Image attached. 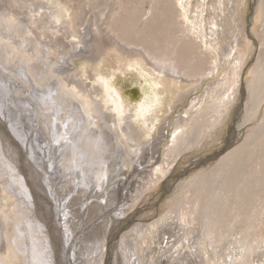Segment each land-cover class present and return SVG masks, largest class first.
Returning a JSON list of instances; mask_svg holds the SVG:
<instances>
[{
  "label": "rangeland",
  "instance_id": "374dc122",
  "mask_svg": "<svg viewBox=\"0 0 264 264\" xmlns=\"http://www.w3.org/2000/svg\"><path fill=\"white\" fill-rule=\"evenodd\" d=\"M4 1L3 5L8 13L10 12L7 10L9 8L19 14V19L24 16L31 20V23L34 22L32 24L35 25L32 27V30H29L22 24V26L14 28L15 25L13 23L14 26L12 25V27L17 32L13 30L15 33L10 35L12 39L9 41L5 40L6 44L14 49L19 48L20 53L25 45L29 47L34 45L33 49L35 53L30 51L29 53L31 56H29L28 53V57H31L33 60V62H31L32 64L41 63L44 59H41L40 56H43L52 67L60 66L65 62L63 70L67 72L70 70V74L61 75L60 73L62 72L57 73L55 70L48 68L47 75L53 76L54 78H51L52 82H56V86L60 88L62 85V89H65L67 94L77 99L76 101H78V103H80V100L83 98L76 94L78 91L76 88L72 87L73 84L70 85V79L74 77L73 81L79 80V72H81L84 67L95 74L103 72L111 75L119 72V66L115 64V59L117 57L120 58V55L117 52H107L111 46L109 43L112 42L123 51L134 52L136 48H138L143 54V57H145V59L140 62L141 67H136L135 70L127 69L124 71V74L118 73L116 75L117 79L113 83L127 108L139 111V108L137 109L138 103L132 102L128 97L129 91L134 88H140L141 93L144 95L152 93V90L149 89L148 81L144 82L145 80H143L144 75H142V66L148 70L151 76L159 79L162 78L167 82V85L174 88L172 89L173 93L163 99L164 108L159 116L158 125H162L161 127L163 130L161 132L164 136L161 135L162 138L160 136L158 139V133L155 134L156 131L153 132L155 138H157L155 142L158 144L160 140L159 144H161L156 145L154 142L156 153L153 155V159H150V163L145 165L146 168L138 165L139 159H137V156L135 157V151L125 143L124 139L120 137L117 141L115 140L116 148L117 145H119V147H127L126 149H128L129 152L131 151L130 153L127 152V155L133 154L132 157H135L134 161L138 160V163L134 162L133 165H126V167L129 168V170L125 168L127 172L126 175L128 173L136 174L137 171L144 169L143 172H139V176H134L130 178L129 181H141L140 179H142L143 176L145 179L148 177L150 180V186L147 185V187L149 186L148 188L137 190L136 188L139 187V185L135 186L134 190H136L132 192V195L134 192L140 191L141 197L134 208L132 207V209H129L130 211L128 210L129 212L124 216L120 215V217H123V220L116 226L122 228L130 224L125 232L132 229L131 225L133 226L135 224L133 228L137 227L136 223H138V221L142 222L143 226H150L152 223L167 215L170 210H173L179 218L180 210L184 209L188 212L191 209H196L197 206L195 203L198 200L197 198H199L201 204H199V208L196 211L197 216L194 221V226H192V228H187L188 232L186 234L187 241L190 244L194 242L192 238L197 240H203L204 238V242L200 240L201 244L198 245V247H202L200 251H204V253H200L198 247L197 250H194V253L198 251L193 257L195 264H264V0ZM65 1L69 5L72 4L71 6L75 3L76 6L80 4L83 8L85 5L86 8L83 9L86 14H84L82 26L79 27L80 34L75 38H68L64 32V26L61 24V15L65 12L67 5ZM16 3H18V7H16ZM10 5H14V7H10ZM30 10H34V16L31 14ZM65 14L67 15L68 13L65 12ZM0 20L5 22L2 19ZM0 24L2 26L4 23L0 22ZM42 26L44 28H42ZM20 28H22L23 32ZM2 30L5 31L7 29L2 28ZM0 32L2 31L0 30ZM46 36L47 38H45ZM28 37L31 40H29ZM48 37L52 39L51 46L56 47L53 50L52 48L46 50L43 47V43L50 42V38ZM100 37H105L108 41L104 44L103 50L100 48L101 50L97 52L96 54L98 55H96L91 47H93V43L95 42L102 43L103 38L101 39ZM100 40L102 41L100 42ZM121 40L129 42V44ZM27 42L29 43L27 44ZM86 45L88 47H86ZM28 46L27 48H29ZM0 47V49H2V46ZM143 47L147 50L144 51ZM149 51L156 55L155 58L158 57L166 64L161 68L168 67V69L165 70L168 71L167 74L154 70L151 64H156L155 61L158 60L154 59L152 57L154 55ZM66 53L70 55L67 56ZM90 54L94 57L92 58V56H89ZM74 55H76V57H74ZM51 60L57 64H51ZM146 61L151 64L149 65ZM105 62H108L107 64H109V66L105 64ZM0 64V69H4V67L5 69L7 68V70L10 69L9 65H5V63L1 61ZM43 65L44 63H41L42 67ZM58 68L59 67L56 69ZM44 69H46L45 66ZM237 73H239L237 78L240 83L237 89L238 96H235L236 98L234 97L235 100H232L227 108L224 107V111H226L223 112L224 114L221 119L219 118L220 120L211 122L213 118L217 119V114H220L217 111L213 112L216 107L213 96L216 91L220 89H217V87H222L225 83L234 80ZM56 75H58V78ZM68 76L71 78H67ZM64 78H66L68 84L64 81ZM13 82L15 81L8 82L7 84H12ZM172 82H174L173 86ZM15 83H17V81ZM6 88H10L9 91L13 93V99H17L18 102L21 101L24 94L21 92V95L20 93H16V86L14 88L9 86ZM241 91L246 94L245 98L239 93ZM65 93H62V95ZM23 102V107H28L27 110L30 113L24 116V120H21L22 123L17 117L14 118L15 120H13L12 117V120L6 119L2 115V111H0V137L4 142V149H6L7 156L14 162L12 164L16 166V174L22 175L18 177L23 179V181L24 178L29 180L30 187L33 189L35 198L39 203L37 206L39 210L36 212L34 202H28L24 196H21L19 197L20 200L26 202H22L21 204L24 205V207L22 206L24 211H21V209L19 211H21V214L23 212L25 219L29 216H32L31 218L34 217L35 220H37H34V223L44 228V232L38 236L35 230L28 228V222V224H24L23 226H25V229L28 228L27 235L29 236L24 234L26 237H21L23 241H20L24 242L28 247L31 256L30 262H27L28 264H51L53 261L54 263L52 264H72L68 256L70 250H67V247L61 246L63 241H61L60 244L61 235L59 231L57 232V228H59L57 224L59 226V223H56L58 221L54 219V215L49 211L45 202L37 196L39 194L44 200L47 196L50 197L43 188L40 190V175L39 177L35 176L42 171L37 167L40 161L36 160L44 156L45 152L41 151L39 153L40 149L36 148V145L34 146L36 154L33 153L34 150L31 149L30 146L27 147V149L25 148V139L23 143V141H21L22 139L18 138L19 134L21 136L25 131L20 130L22 134L20 131H18L19 133L16 131L12 132L14 122L16 125H21H18L16 128L24 129L23 122L29 121L31 127L29 129L30 131L33 130L32 121L33 118L36 117L33 111L35 107L39 105L37 104L35 106L36 103H34L33 106H28L29 103H26V100ZM82 105H84L83 100ZM82 105H80V107H82ZM46 106L47 105H44V109L46 112L48 110L50 112L51 108H47ZM70 112V110L59 112L58 118L60 117L61 119L57 121V124H62V119H64V125H62V127H67L69 125V120H66L69 116L72 117V115H74V118H77L75 113ZM82 112L83 110L80 109L78 115L83 119L87 128L93 127V124L90 122L88 127V121H86L88 117ZM41 114L37 116L40 117V120L43 122L40 125L44 126L46 124V127L48 121H50V124L52 123V114H49L50 116L45 113ZM195 119H198L201 126L200 128H195L196 130L194 129L195 133H197V131H199V133L195 135L197 137H194L195 140L193 144L189 145L183 137L184 134L190 130V124ZM91 120L95 121V119ZM96 122L101 124L98 119H96ZM209 122L211 123L209 124ZM208 124L209 126L205 127V125ZM22 125L23 128H21ZM177 125L178 128H176ZM43 126L40 130L43 129V133L46 131L48 132V127L44 128ZM73 126L74 127L68 131L69 135H67V138L68 136L78 137L79 124ZM195 126H197V123ZM10 127L11 130L9 129ZM111 130L112 132L115 131V129L110 126V131ZM47 132L45 135L42 134V138H44V136L47 137ZM56 133L61 132L56 130L55 135ZM76 133H78V135H76ZM89 134L94 133L92 131V133L89 132ZM34 136L40 137V134L37 132V134L34 133ZM50 137L48 133L47 138ZM70 137L69 139H71ZM112 137L111 135V138ZM16 138L17 140H15ZM111 138L110 142H112ZM178 139H182L183 142L180 141L178 143L176 141ZM95 141H97V139ZM41 142L46 143L44 139ZM93 145L95 146V144ZM43 146H47L48 148L46 149L50 152L49 149H51V146L49 143ZM94 146L93 150L96 151L97 147ZM171 147H173L175 151L182 149V154L177 157L174 150L171 149V152L169 151L170 157L167 151ZM99 148L98 146L97 150ZM166 155H168V157H166ZM33 156L36 157H34L35 160ZM172 157L176 158V163H173V167L169 172L164 175H156L159 165L163 166L164 162L172 159ZM0 159V164L11 166L2 157ZM52 161L51 159V162ZM69 165L73 166L72 163ZM69 165L68 168H70ZM7 169L9 170L8 166ZM70 169H72V167ZM71 171H73V169ZM212 171H214L213 174H211ZM34 172H36V174ZM141 173L143 174L141 175ZM23 183H25V181ZM202 184H204L203 187L201 186ZM13 186L16 190L20 187L18 182H13ZM2 189L0 188V224L2 223L0 226V228H2L0 259L1 262L5 261L4 263H6V259H4L2 255L8 253V255H10V263L27 264L25 261L22 262L19 252L13 247V244L9 243L7 240V238H12V236L9 237L10 234L8 235L10 228L15 226V224L12 225V223H16L18 220L14 221V219H16L14 215L10 216L14 217V219H10V217H7L6 212L12 207H15V210H17L18 208H16V205L19 199L13 194L11 195L7 186H5L3 191ZM26 193H31V190H26ZM209 201L211 203L217 201L218 204L222 206L220 211H213L208 215L209 218H213L212 221L218 223L219 227H224L222 231H218L217 234H214L217 240L216 243L212 241L213 236L208 238V235L205 233L208 210L205 208L204 203ZM179 203H182V205ZM32 205H34V207ZM39 205L44 206L45 210L40 208L41 206L39 207ZM123 211L125 212V210ZM26 213L30 215L27 216ZM179 222L176 226V233L182 232L181 229L185 227L183 223L181 224V222ZM90 225H92V223L87 225V228H89ZM252 225L254 226L251 227ZM218 226L214 225L212 227L213 230H219L220 228ZM151 228L152 226L147 228L145 234H140L144 236V238L138 242L137 246L142 254L143 249L150 244V241H156L152 238L153 231H151ZM47 229L50 231V233L47 232V235L52 234L49 236V241L43 238ZM18 232L19 231L15 234L20 237L21 234ZM123 234L125 233L121 232L119 234L114 232L109 241L106 240L105 243H103L105 247L102 249V256L98 259V263L100 262L99 264H115V256L118 254L116 251L118 250V244H120L122 239L121 235ZM135 234L136 232L134 234L132 233V235ZM181 235L182 233H180V237ZM28 240L30 242H28ZM50 240H52L53 248L50 247ZM33 241L35 245L38 246V257L35 256L34 250H31L33 248ZM247 243L249 245L248 247H246ZM6 244L9 246V249ZM156 245V243H153L151 247L154 248ZM174 245H172V247H175ZM47 246L51 249H48ZM172 247L170 244L166 243L164 249L171 250ZM188 249L190 248H187V250ZM243 250L244 252L245 250L249 252L245 259L241 258ZM120 251L119 249V252ZM190 253H192L191 249ZM190 253L189 256L191 258ZM255 253L257 255L249 256V254ZM121 254L122 251L119 257L121 256L120 259L123 261ZM174 254L175 257L163 258L164 263L176 264L181 259V251L177 253L174 252ZM237 254H239V256H237ZM143 256L144 262L148 261V264H150L151 255L143 254ZM196 259L200 261H196ZM134 260L136 261V259ZM172 261H174V263H172Z\"/></svg>",
  "mask_w": 264,
  "mask_h": 264
},
{
  "label": "bare ground",
  "instance_id": "6f19581e",
  "mask_svg": "<svg viewBox=\"0 0 264 264\" xmlns=\"http://www.w3.org/2000/svg\"><path fill=\"white\" fill-rule=\"evenodd\" d=\"M4 2H5L4 0H0V3H1L0 19L5 21L3 22L0 20V22L4 23L2 26L0 24V30L2 31L0 32L1 33L0 46H2V49H0V61L5 63V65L7 66L9 65L10 69L7 70V68L5 69L4 66H3L4 69H0V109H1L0 111H2V115L6 119L10 120L12 117V119L15 120L14 118L17 117L18 120H20L21 122L22 119L24 120V116L25 115L27 116L30 113L27 110L28 107H23L24 100H26V103H29V105L27 104L28 106H31V105L33 106L34 103H36L35 106L37 104L39 105L35 107V110L33 109L34 111L32 110L33 112H35V116H36L35 118H33V121L31 120L33 130L30 131L29 129L31 128L29 121L23 122L24 129L16 128L19 124L16 125V123L14 122L13 126L11 125L12 132L16 131L17 133H19L18 131L20 130L25 131L23 132V135L20 136L19 134L18 136L19 139L20 138L22 139L21 141H23V143L25 139L26 141L25 148L27 149V147L30 146V148L34 150L33 153L36 154L35 149H34V146L36 145V148L40 149L39 153L41 151L45 152L44 156L40 155L42 157L36 160V161L38 160L40 161L38 162L39 164L37 165V167L42 170L41 171L42 173L37 172L38 175L36 174V172L34 173L36 174L35 176L39 177L40 175V179H39L41 183L40 190H42L43 188V190L47 194H49L51 198L47 196V198H45L44 200L43 197H41L39 194L37 196L40 197V199H42V201L45 202V204L49 208V211L54 215L53 216L54 219L58 221L56 223H59V226L57 224V227H59L57 228V232L59 231L61 235L60 244H61V241H63V244L61 246L67 247V250H70L68 254L71 260L70 263L72 264H99L100 262L98 263V259H100V257L102 256V249L105 247L103 243H105L106 240L109 241L110 237L113 235L114 232L119 233V234L121 232H124L125 234L121 235L122 239L120 241V244H118V250L116 251V253L118 254H116L115 256L116 257L115 264H145V263L148 264V261L144 262L143 254L151 255L150 264H163L164 263L163 258L175 257L174 252L177 253L179 251H181V259L176 264H195L193 257L194 255H196V253H198V251H200V249H202V247H198V245H200L201 242H204V238L203 240L200 239L201 242L200 240L192 238L194 242L193 244H190L187 241L186 234L188 232L187 228L189 227L192 228V226H194V221L196 220V216H197L196 211L199 208V204H201V202L199 201V198H197L198 200L195 203L197 208L191 209L188 212H186V210L184 209L180 210L179 218L176 216L173 210H170V212L167 215H165L158 221L152 223L151 225L149 224L150 226H143L142 222L138 221V223H136L137 227L133 228L135 224L133 226L131 225L132 229L130 228L131 230H129L128 232H125V230L130 226V224L129 226L127 227L124 226L122 228L120 226L118 227L116 226L119 223H121V221L123 220V217H120V215L124 216L125 214H127V212L130 211L129 209H132V207L134 208L136 206L137 201L141 197L140 191L138 192L136 191L137 193L134 192L133 195H132V192L135 191L136 189L142 190L143 188H148L150 186L149 185L150 180L148 179V177L147 179H145L144 176L142 177V179H140L143 183L139 180L135 182H133V180L129 181L130 178H133L134 176L135 177L139 176L140 174L139 172H143L144 169L137 171L136 174L128 173L126 175L127 172L125 168L129 170V168L126 167V165L127 164L133 165L134 162L138 161V160L134 161L136 156H137V159H139L138 165L143 166L145 168H146L145 165L150 163L151 161L150 159H153L154 157L153 155L156 153L155 151L156 148H154L155 147L154 145L155 143L156 145H158L160 140L158 141V144L155 141L157 140V138L159 139L161 135L164 136V134H162L161 132L163 130V128L161 127L162 125L161 126L160 124L158 125L159 116L162 113V109L164 108L163 99H165L166 96H169L171 93H173L172 89L174 88H171L170 85H167V82H165V80H163L162 78L159 79L157 77L151 76L148 73V70L145 69L144 66H142L141 68V70L143 71L142 75H144L143 80H145L144 82L148 81L147 83H148L149 89L152 90L151 91L152 93L144 95L141 93L140 88H134L133 90L128 92V95H129L128 97L131 99L132 102H136V104L138 103L137 109L139 108V111L131 109V108L130 109L127 108L124 105L121 96L116 91V88L114 87L113 83L117 79L116 75L118 73L124 74V71L127 69L135 70L136 67H139V66L141 67L140 62H142L145 59V57H143V54L141 53V51L138 50V48H136L134 52L133 51H123L122 49H119V47L115 45L114 42H112V43H109L111 46L107 52H110V53L117 52L120 55V58L117 57L115 59L116 60L115 64L119 66L118 68L119 72L113 73L111 75H108L107 73H103V72L95 74L93 72L88 71L87 68L84 67L83 70L82 71L80 70L81 72H79L80 73V75H78L79 80L73 81L74 77L71 78L69 77L70 75L67 77V78H71L70 85L73 84L72 87L76 88V90L78 91L76 92V94L80 95V97L83 98L82 100L84 102V105H82V100H80V103H78V101H76L77 99L67 94V91H65V89H62V85L60 88L56 86L57 85L56 82L54 83L52 82L51 78H54L53 76L47 75L48 68H51V70H55V72L57 73L62 72L60 73L61 75L70 74L69 72L70 70L68 72L66 70H63L65 62L62 61L63 64L60 66H57L59 68L56 69L57 67L54 66L55 67L54 68L51 65H49L48 61H46V59L43 56H40L41 55L40 53L39 56L41 57V59H44L41 62V63H44L43 67L41 66V63L32 64L31 62H33V60L31 57H28V53L30 51L35 53L33 49L34 45L32 47L25 45L24 49L21 50V53H22L21 54L19 48L14 49L6 44L5 40L9 41L10 39H12L10 35L17 32L12 27L13 23L15 25V26L13 25L14 28H17V26L25 25L26 26L25 28L29 30H32L33 29L32 27L35 25L32 24L34 22L31 23V20L27 19L24 16H22V18L19 19V14L9 8L7 9L8 11H10L8 13L5 9V6L3 5ZM65 3L67 2L65 1ZM71 5L67 3L65 12L68 14L66 15L64 12L61 15V24L64 26V32L66 36L68 38H75V37H78V34H80L79 27L82 26V22L84 21V14L86 13L83 10L85 8V5H84V8L80 4L78 6H76L75 3L73 4V6ZM32 6H35V5H32ZM10 7H14V5H10ZM16 7H18V3H16ZM30 12L34 16V10H30ZM2 28H6L7 30L4 31L2 30ZM42 28L44 27L42 26ZM20 29L22 31V28ZM13 30L15 32H13ZM45 38H47V36ZM29 40L31 39L29 38ZM101 41L102 40H100V42ZM107 41L108 40L105 39L104 37L101 44L92 42L93 47L91 48H93V51L95 52V54L101 50L100 48H102L103 50L104 44H106ZM123 42L126 44H129V42H125V41ZM28 43L29 42H27V44ZM51 43H52L51 38H50L49 43H46V42L43 43L44 49L48 50V48L49 49L52 48L53 50L54 48H56L54 46H51L52 45ZM31 44H32V41H31ZM27 46L29 48H27ZM86 47L88 46L86 45ZM143 50L146 51L147 49L143 47ZM150 53L154 55L152 52ZM29 56H31L30 53H29ZM89 56H92V55L90 54ZM155 56L156 55L152 57L158 60V61H155L156 64L150 63L154 67V70L160 71L163 74H167L168 71H165V70H167L168 67L161 68L162 66L166 64L163 63V61L159 59L158 57L155 58ZM74 57H76V55H74ZM93 57L94 56H92V58ZM161 58H164V57H161ZM18 61H20L21 63ZM108 62H105V64H107ZM50 63L54 65L57 64V63H54L53 60H51ZM147 63L149 64V62ZM107 65L109 66V64ZM44 66L46 67V69H44ZM239 73L236 74L234 80L229 81L228 83H225V85H223L222 87H219V86L217 87V89L218 88L220 89H218L213 96L214 97L213 99L216 105L213 112L217 111L220 114L219 115L217 114V119L213 118L211 122H215V120L216 121L220 120L224 114L223 112L226 111V110L224 111V107L227 108V106H229L228 104H230L232 100H235L234 97L238 96L237 89L240 83L237 77L239 76ZM56 76L58 78V75ZM12 81H15V82L17 81V83L13 82L12 84L11 83L7 84L8 82H12ZM64 81L67 82L68 84V81L66 80V78H64ZM173 85H174V82H172V86ZM8 86L12 88L16 86L15 92L16 93L21 92L22 94H24L23 97L21 98V101L18 102L17 99L12 98L13 93L9 91L10 88L9 89L6 88ZM258 89L260 91L259 86H258ZM242 91L239 93H241L243 98H245L246 94H244ZM61 92L62 93L66 92V93L62 95ZM44 105H47L46 106L47 108H51V111L49 112L48 110L46 112V110L44 109ZM80 105H82V107H80ZM80 109H82L84 112V115L88 117V119H86V121H88V127H89V122L93 124V127L87 128V125L84 123L83 119L80 118V116L78 115L80 112ZM67 110H70L71 111L70 113H75L77 118L75 119L74 115L70 114L72 115V117L69 116L66 120V121L69 120L68 121L69 125L67 127H64V126L62 127V125H64L63 124L64 119H62V124H57L58 123L57 121H60L61 119L60 117L58 118L59 116L58 113L64 112ZM42 112L45 113L46 115L52 114L51 117H53L52 123L50 124V121H48V125L46 127H45L46 124L44 126L40 125L43 122L40 120V117H37V116H40L39 114H41ZM91 119L93 120L95 119V121H92ZM96 119H98V121H100L101 124L96 122ZM211 122H209V124ZM196 123H197V126H195ZM75 124L76 125L79 124V131H78L79 135L78 133H76L78 137L68 136L67 138V135H69L68 131L72 129L74 127L73 125ZM209 124L205 125V127H208ZM25 126H26V129H25ZM42 126L44 128L48 127V132L47 131L46 132H47V137L49 133V136H51L50 138H47L45 136L44 138H42V134L45 135L46 133V132L45 133L42 132L43 129L40 130ZM110 126L113 129H115V131L113 132L112 130L110 131ZM200 126L201 124L198 122V119H195L190 124V130L184 134L183 138L186 139L189 145L193 144L195 140L194 137H197L195 135H198L199 133V131L195 133L194 129L197 127L200 128ZM21 128H23V125ZM173 128L174 129L178 128V125L176 128L175 127ZM9 129L11 130V127ZM56 130L61 133H56L55 135ZM91 130L93 131L94 134H89V132L92 133ZM155 131H156L155 134L158 133L157 138H155V135L153 133ZM37 132L38 134H40V137L34 136V133L37 134ZM111 135L113 136L112 138H111ZM69 137L71 139H69ZM120 137L125 140V143H127L128 146L133 148V150L135 151L134 158L132 157L133 154L127 155V152L128 153L131 152V151L129 152V150L126 149L127 147L126 148H124L123 146L119 147V145H117V148L115 147L116 146L115 140L117 141L118 139H120ZM110 138L112 142H110ZM43 139H44V142L50 144L51 146V149H49L50 152H48V150L46 149L48 148L47 146L46 147L43 146L46 144V143L41 142L43 141ZM96 139L97 141H95ZM15 140H17V138ZM178 140H176L178 143L180 141L183 142L182 139H178ZM93 144H95V146ZM93 146L97 148L99 146L100 148L98 150L96 148V151H94ZM186 147H189V146H186ZM171 149H173V147H171L167 151V154L171 152ZM174 152L176 153V156L178 157L180 156V154H182L181 153L182 149H178L176 151L174 150ZM0 156L11 165V166L6 165L7 163L5 164L6 166H4V164H0V178H1L0 188L1 189L3 188L2 189L3 191L5 186H7V188L11 192V195L13 194L14 196H16L17 199H19L16 205L17 206L16 208L18 209L15 210V207H12L6 212L7 217L14 215L16 219H14V217H10V219H14V221L18 220V222L12 223V225L15 224V226L11 227L10 232L8 233V235L10 234L9 237L12 236V238H9V239L7 238V240L9 243L13 244V247L16 248V250L19 252L22 262L25 261L27 263L28 261L30 262L31 256L29 254L27 245L24 244V242H22L23 239L21 237L23 238L26 237L28 228L31 230H35L37 235L40 236L44 232V228L36 225V223H34L35 218L34 217L31 218L32 216H29L25 219V215L23 214V212H22L23 215L21 214V211L22 210L24 211V209L22 208V206L24 207V205H21L22 202L24 201L20 200L19 197L24 196L28 202H31V201L34 202L36 212H38L39 210L37 207L39 203L35 198V193L33 189L30 187V183L28 182L29 180L23 177L25 181V183H23L24 182L23 179H20L18 177L20 174L19 175L16 174L17 173L15 171L16 166L12 164L14 162L11 161V159H9L10 158L9 156H7L6 149H4V142L1 137H0ZM34 157L35 156H33V158ZM166 157H168V155H166ZM51 159L53 160L52 162H51ZM71 163L73 166L69 165ZM173 163H176V158L172 157V159L166 160L163 166L159 165V167L157 168L156 175H159V174L164 175L167 172H169V170L173 167ZM68 165L70 168L72 167L73 171H71L72 169L68 168ZM7 166L9 167V170L7 169ZM213 173L214 171L211 172V174ZM142 174L143 173H141V175ZM13 182L19 183L20 187L17 188L18 190L14 188ZM136 185H139V187H137L134 190ZM147 185L149 186L147 187ZM25 186L27 187V189ZM201 186L203 187L204 184H202ZM26 190L28 191L31 190V193H26ZM210 201L204 203L205 208L208 210L207 218H206L207 225L205 226V230H206L205 233L206 235H208L207 236L208 238L213 236L212 241L216 243L217 240L214 234L215 233L217 234L218 231H222L224 227L223 226L219 227L218 223L216 221H212L213 218L212 217L209 218L208 215L213 211H220L222 206L221 204H218L217 201H215L214 203H211ZM179 204L182 205V203H179ZM32 206L34 207V205ZM30 207H31V204H30ZM39 207L44 209V206L42 205H39ZM20 209L21 211H19ZM123 210H125V212ZM28 215L30 214H27V216ZM0 218H1V215H0ZM37 219L41 221L39 218ZM179 221L181 222V224L183 223L185 225V227L183 228L181 227L182 228L181 229L182 232H180L182 233L181 237H180V233H176V228H177L176 226L178 225ZM90 223H92V225H90V227L87 228V225H89ZM24 224H28L27 229L24 228L25 227L23 226ZM1 225L2 223L0 224V226ZM214 225L218 226L220 229L214 231L212 228ZM151 226H152L151 231H153L152 238L155 239L156 241L155 242L150 241L149 242L150 244H148L147 247L143 249V254H142L140 252V249L137 246L138 242L144 238V236H141L140 234L141 233L145 234V231L147 230V228ZM253 226L254 225H252L251 227ZM1 230L2 228H0V241L2 239ZM17 231L20 232L21 234L20 237L15 234L17 233ZM45 232L46 233H44L43 238L46 239V241H49L50 239L49 236H51L52 234L47 235V232L50 233L48 229ZM135 232L136 234L132 235V233L134 234ZM28 242L30 241L28 240ZM49 243H50V247L53 248L52 240H50ZM153 243L157 244L156 247L154 248L151 247V244ZM166 243L170 244L171 247L172 245L175 244L174 245L175 247H172L171 250L169 249L165 250L164 246ZM246 245H247L246 247L249 246L248 243ZM8 247L9 246L7 245V248ZM32 247L33 248L31 250L32 251L34 250L35 256L38 257L39 256L38 246L35 245L34 241L32 243ZM50 247L47 246L48 249H51ZM197 247H198V251L194 253V250H197ZM187 248H190L192 250V253H190V249L187 250ZM119 249L122 251L121 255H122L123 261L120 259L121 256L119 257L120 252H121V251L119 252ZM189 253L191 255V258L189 256ZM200 253H204V251H200ZM248 253L249 252H246V250L245 252L243 250V253L241 254V258L245 259ZM252 255H257V254L256 253L249 254V256H252ZM237 256H239V254H237ZM2 257L6 259V263L12 264L10 263V255H8V253H6V255H2ZM134 259H136V261ZM196 261H200V260L196 259ZM4 262L5 261L1 262V259H0V264H3ZM52 263H54V261ZM172 263H174V261H172Z\"/></svg>",
  "mask_w": 264,
  "mask_h": 264
}]
</instances>
